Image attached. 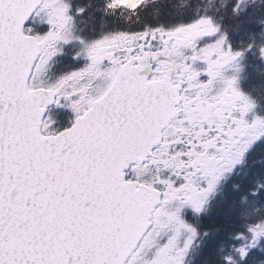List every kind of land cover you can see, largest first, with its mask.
<instances>
[{
	"label": "snow or ice",
	"instance_id": "6c2138e0",
	"mask_svg": "<svg viewBox=\"0 0 264 264\" xmlns=\"http://www.w3.org/2000/svg\"><path fill=\"white\" fill-rule=\"evenodd\" d=\"M0 264H264V0H0Z\"/></svg>",
	"mask_w": 264,
	"mask_h": 264
}]
</instances>
